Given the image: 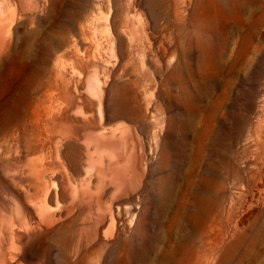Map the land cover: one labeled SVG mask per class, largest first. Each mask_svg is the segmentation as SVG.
Returning a JSON list of instances; mask_svg holds the SVG:
<instances>
[{"label": "rangeland", "instance_id": "1", "mask_svg": "<svg viewBox=\"0 0 264 264\" xmlns=\"http://www.w3.org/2000/svg\"><path fill=\"white\" fill-rule=\"evenodd\" d=\"M23 47L52 56L23 58ZM0 48V125L52 57L80 80L97 73L110 124L139 120L140 102L158 108L142 125L164 135L169 178L194 177L202 235L162 243L150 204L128 242L74 253L69 227L35 223L0 183V264H260L264 0H0Z\"/></svg>", "mask_w": 264, "mask_h": 264}, {"label": "bare ground", "instance_id": "2", "mask_svg": "<svg viewBox=\"0 0 264 264\" xmlns=\"http://www.w3.org/2000/svg\"><path fill=\"white\" fill-rule=\"evenodd\" d=\"M19 56L44 61L52 51L23 47ZM52 59L47 72L37 71L20 93V116L0 125L3 188L35 223H58L56 231L69 227L74 253L91 243L101 247L108 240L128 242L150 204L158 214L154 236L162 243L201 239L192 224L194 177L182 182L169 178L164 172V135L142 125L158 108L139 101V120L110 124L106 88L99 85L97 73L88 72L83 81L73 76V67L67 70L62 61ZM136 85L138 99L147 83ZM259 186L263 219L258 242L264 264V158ZM10 242L19 245L21 239L12 234Z\"/></svg>", "mask_w": 264, "mask_h": 264}]
</instances>
